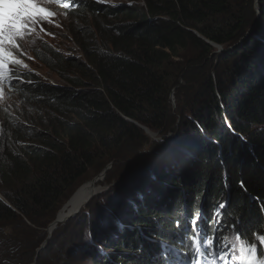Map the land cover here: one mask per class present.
<instances>
[{
  "label": "trees",
  "instance_id": "1",
  "mask_svg": "<svg viewBox=\"0 0 264 264\" xmlns=\"http://www.w3.org/2000/svg\"><path fill=\"white\" fill-rule=\"evenodd\" d=\"M140 1L141 5L119 10L93 0H78V6L64 1L73 7L70 13L76 24L69 31L84 60L67 58L41 42L35 58L64 84H50L21 69L32 83H12L9 89L17 102L13 109V104L0 107V220L29 219L51 212L89 170L99 172L117 161L125 143L151 137L134 121L160 131L168 120L178 127L180 121L177 125L176 117L169 115V91L203 84L205 95L188 108L192 114L197 113L191 111L197 100L204 105L195 117H199L195 134L190 133L192 151L181 152L176 161L178 174H164L163 181L162 173L156 176L139 198L122 196V204L103 213L112 216L100 218L91 206L82 216L84 230L71 236V249H79L83 234L89 233L84 243L96 264H159L154 258L162 252L174 258L166 249L175 242V248L185 250L180 240L186 218L199 209L206 218L201 224L208 229L213 205L219 203L227 204L219 231L236 222L241 230L264 232V138H257L255 148L240 160L238 142L227 128L247 130L251 123L264 128V60L259 54H264V26L256 31L260 41L252 37L226 54L233 59L244 55L247 63L235 62L232 87L224 89L220 83L221 89L215 90V83L210 78L204 81L203 75L212 64L206 59L213 51L207 41L219 45L238 41L247 30L246 21L253 22L254 3ZM261 66V73H252ZM186 112H181L183 122L188 121ZM201 128L207 130V143L201 139ZM225 237L234 240L231 230Z\"/></svg>",
  "mask_w": 264,
  "mask_h": 264
},
{
  "label": "rangeland",
  "instance_id": "2",
  "mask_svg": "<svg viewBox=\"0 0 264 264\" xmlns=\"http://www.w3.org/2000/svg\"><path fill=\"white\" fill-rule=\"evenodd\" d=\"M93 1L96 2V0ZM252 2L254 3L255 10L253 15L254 17L252 16L253 22L249 24V19L246 21L243 29L247 28V30H244L238 41L235 43H225L221 45L214 43L210 44L213 47V51L211 52L209 58L206 59L210 60L212 64L209 68L203 67L205 69L203 71V75L205 77L204 81H206L207 78H210L212 83H215V90L220 88V83L224 89L232 87L234 74L237 73L238 70V68H236V63L238 62L243 66L247 64L244 55L239 54L235 57L236 59H233L232 56L229 57L226 56V54L228 52H236L238 47L245 46L252 39V37L257 38L259 41L261 40L256 36V31L262 25L264 26V0H252ZM137 3L141 5L142 2L140 0H106V2L99 4L102 6L115 5L114 8L119 10L124 9L125 6H129L130 4L133 5ZM43 6L49 8L50 11L55 12L56 15L51 18L52 23L44 21L41 22V24L38 23L37 25L32 26L35 28V31L30 32V34L25 36L24 40L20 41L24 54H16L17 58L22 60V65L10 67L17 73H19L21 69H24L37 74L50 84L62 85L64 82L55 73L48 70L43 64H41L39 60L34 58L35 56L33 52L36 48L40 47L39 43L43 41L47 43L49 47L61 50L67 58H72L73 60L79 59L81 62L84 60L80 50L72 42L71 33L69 31V29L74 27L76 24L70 13L73 7L69 6L68 9H65L63 7V3L60 5L45 3ZM65 13L67 14L65 15ZM56 25H60V27H57ZM41 27L45 29V32L40 31ZM188 30L194 33V30ZM37 33H39L38 37L36 35ZM46 33H52V35H47ZM194 34L197 35L196 33ZM35 42L38 43L39 46ZM258 43L259 42H257L256 45H259ZM31 49L33 50L31 51ZM234 49L236 50L234 51ZM259 54L261 55L260 60H264V54L261 52H259ZM257 56H259L258 53ZM29 57H33V59H29ZM255 57L253 63H255ZM179 59L180 58H175V60ZM24 64L27 65L26 68L23 66ZM201 65H203V63ZM247 70H249V68L245 67L244 71ZM262 70L263 67L261 66L256 69V71L250 72L258 74L261 73ZM182 82L183 81L180 80V85ZM201 85L203 84H199V86H196L195 88H182L181 92H179L180 90L178 91L175 87L171 88L169 91L168 105L172 108L169 115L176 117V120L174 119L175 123L180 121L178 127H175L176 124H170L168 120L164 129L160 131L153 129L151 124V127H149L134 121L136 127L143 126L148 131H151L152 138L145 134V139L134 141L131 144L125 143L117 156V161L114 163L108 162L107 165L109 166L105 173L103 176L97 178L94 183V179L99 176L104 168H102L99 172H96L93 169L89 170L86 175H84L76 183V185L65 194L55 208L46 215L41 216L34 214L29 219L17 216V218L9 220H0V264H96L88 254L86 243H84V240L86 242L89 233L87 234L86 232L83 234L80 239L81 242L78 244V247H76L79 249L72 252L73 247L70 243L72 241V237H75L78 231V233H80L84 230H81V227H84L83 224L85 223L82 216L88 213V206H91L90 208H95L96 212H100V218L105 217L104 215L107 208H114L117 205L122 204V196H126L127 194V197L130 198L136 195L139 198L140 193L147 192L149 188L153 186L155 179H157L156 176L160 177L161 173L160 178H162V181L164 180V174H166V176L168 173L178 174L176 161L180 158L179 154L181 152H187V150L190 152L192 151V149H190L192 146L190 145V133L195 134L194 123H197L199 120V117H195L198 115L200 107H204V105L200 103L202 100H197L198 102L193 105L191 110H195L197 113L192 112V114H190L188 111L190 103L194 99H198L199 96L203 97L205 95L203 94V86ZM4 89V96L3 98H0V107L5 105L10 107L11 103L13 106L10 107V109H13L17 102L15 101L17 95L9 92L7 83L4 85ZM214 94L217 96L216 91H214ZM177 107L180 109V112L177 110ZM181 112H186L187 114L189 113L186 117L188 119L187 122L180 120L183 118ZM245 127L248 131L244 129L242 131L239 129L236 130L227 125V128L230 131L229 134L231 139L238 142V145L236 146L239 150L238 157L240 160L244 158L245 154L250 149L255 148L254 141L257 138H264L263 126L251 123L246 124ZM178 129L180 133L179 135H177ZM201 129L203 131V134L201 135L202 141L206 143L209 142L208 135L206 134L207 130L204 131V128ZM165 150L167 151L164 153ZM157 151H159V155H156ZM139 160H142L144 163H140ZM181 175L182 174L180 173V176ZM87 183L92 185L93 191L86 203L81 205L80 208L76 210L78 212L74 216L77 217L73 216L74 218L71 217L61 224H57V227L50 231V223H52L57 213L59 217L62 218L64 216L61 217V214L65 209H67L66 214L73 212L70 211L71 208H67L70 204L69 202L73 198L74 193ZM132 207H134V205H132ZM82 211H84V213H82ZM108 216L112 215L106 214V217ZM79 218L83 221V223H80ZM96 227L99 228L98 221L96 222ZM29 239L31 241L28 244L25 240L28 241ZM36 243L37 245L34 246Z\"/></svg>",
  "mask_w": 264,
  "mask_h": 264
},
{
  "label": "snow or ice",
  "instance_id": "3",
  "mask_svg": "<svg viewBox=\"0 0 264 264\" xmlns=\"http://www.w3.org/2000/svg\"><path fill=\"white\" fill-rule=\"evenodd\" d=\"M98 3H104L106 0H96ZM63 3V7L68 9L70 4L63 0H0V98L4 96V85L15 80L18 84L32 83L31 80H25L23 73H17L10 66L22 65V60L17 58V53L23 55V49L20 41L30 32L35 31L32 26L38 23L48 21L56 14L50 11L43 4ZM72 6H78V0H71ZM67 13H65L66 15ZM60 27V25H56ZM41 32H45L43 27ZM52 35V33H46ZM39 35V33H37ZM33 59V57H29ZM25 68L26 64L23 65ZM241 187H244L241 182ZM226 203L213 205V214L207 220L208 229L202 227L201 221H204L205 215L197 209L195 215L186 218L183 228V236L180 240V246L184 251L175 248V242L169 243V249L180 252V260L177 261L165 253H158L159 264H264V232L254 229L251 232L241 230L239 224L230 222L225 225L222 231L219 226L223 223V209ZM181 227V221H177V228ZM229 230L234 234V240L231 244L224 242L227 237L225 233ZM211 234L212 238H209ZM255 237H259L256 239ZM164 243V242H162Z\"/></svg>",
  "mask_w": 264,
  "mask_h": 264
},
{
  "label": "bare ground",
  "instance_id": "4",
  "mask_svg": "<svg viewBox=\"0 0 264 264\" xmlns=\"http://www.w3.org/2000/svg\"><path fill=\"white\" fill-rule=\"evenodd\" d=\"M64 1H67V0H64ZM73 12V11H72ZM51 19V18H50ZM54 19V18H53ZM41 24V23H40ZM37 35V34H36ZM30 37V36H29ZM38 37V35H37ZM38 41V40H37ZM41 42V41H40ZM43 42V41H42ZM27 43V42H26ZM36 43V42H35ZM44 43V42H43ZM21 44V43H20ZM34 44V43H33ZM38 45V43H36ZM40 44V43H39ZM45 44V43H44ZM47 44V43H46ZM35 45V44H34ZM48 45V44H47ZM39 46V45H38ZM41 47V46H40ZM33 49H31L32 51ZM37 50V48H36ZM34 53V52H33ZM35 55V54H34ZM36 55H37V52H36ZM21 56V55H20ZM35 58V57H34ZM37 59V58H36ZM38 60V59H37ZM20 66V65H19ZM24 70V69H23ZM17 83V82H16ZM15 83V84H16ZM8 86V85H7ZM13 86V85H12ZM12 90V88H10ZM14 89V88H13ZM8 92V91H7ZM11 97V96H10ZM16 98V97H15ZM11 101V100H10ZM11 104V103H10ZM19 104V103H18ZM2 107V106H1ZM6 107V105L4 106ZM3 107V108H4ZM9 107V106H8ZM6 109V108H5ZM4 110V109H3ZM1 111V110H0ZM9 111V110H8ZM7 111V112H8ZM13 112V111H12ZM1 113V112H0ZM9 113V112H8ZM1 119V117H0ZM146 131V130H145ZM146 133H149L148 135H152V133L150 131H146ZM92 185H89V183L85 184L84 186L80 187L73 195V198L70 200V204L69 206L67 207L68 209H70V211H73L72 213H69V214H66L67 213V209H65L63 211V213L61 214V217L63 219V221L73 217L78 211H76L78 208H80L81 205H84L86 203V201L90 198V195L92 194ZM72 215V216H71ZM59 224V223H56L54 225V222L50 228V231H52L54 228V226L56 227V225Z\"/></svg>",
  "mask_w": 264,
  "mask_h": 264
},
{
  "label": "water",
  "instance_id": "5",
  "mask_svg": "<svg viewBox=\"0 0 264 264\" xmlns=\"http://www.w3.org/2000/svg\"><path fill=\"white\" fill-rule=\"evenodd\" d=\"M249 32H250V31H249ZM207 42L210 43V44H212V43L209 42V41H207ZM139 128L142 129V130H146V131H148V130H147L146 128H144L143 126H139ZM139 161H140V163H144L142 160H139ZM108 166H109V165H106V166L104 167V169H103L102 172L99 174V176H97V177L94 179L93 183L95 182V180H96L97 178L103 176V174L105 173V171H106V169L108 168ZM0 198H2L1 195H0ZM71 216H72V215H71ZM53 222H54V225H55L56 223H62V222H64V221H63L62 218L59 217V215H58V213H57V214L55 215V218H54V220L52 221V223H50V224H51L50 226H52ZM53 228H55V226H54Z\"/></svg>",
  "mask_w": 264,
  "mask_h": 264
},
{
  "label": "clouds",
  "instance_id": "6",
  "mask_svg": "<svg viewBox=\"0 0 264 264\" xmlns=\"http://www.w3.org/2000/svg\"><path fill=\"white\" fill-rule=\"evenodd\" d=\"M10 68H11V67H10ZM20 72L22 73V70H20L19 73H20ZM12 83H15V80H13V81L11 82V84H12ZM7 85H8V90H9V92H11V90L9 89L10 85H9L8 83H7ZM11 93H12V92H11Z\"/></svg>",
  "mask_w": 264,
  "mask_h": 264
}]
</instances>
